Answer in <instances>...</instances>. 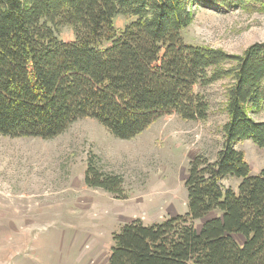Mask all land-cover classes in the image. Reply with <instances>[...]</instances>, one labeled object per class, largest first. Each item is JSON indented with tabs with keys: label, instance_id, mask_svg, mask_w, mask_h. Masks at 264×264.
<instances>
[{
	"label": "trees",
	"instance_id": "trees-1",
	"mask_svg": "<svg viewBox=\"0 0 264 264\" xmlns=\"http://www.w3.org/2000/svg\"><path fill=\"white\" fill-rule=\"evenodd\" d=\"M194 2L264 12V0H0L4 136L52 138L90 117L130 139L163 114L203 120L209 103L195 86L232 74L225 141L214 159L189 161L187 211L123 223L107 264H264V165L252 172L235 147L245 139L264 147V121L252 117L264 104V42L242 55L186 42L180 30ZM65 26L70 41L58 37ZM226 177L239 179L237 186L224 184ZM84 182L121 197V176L91 157Z\"/></svg>",
	"mask_w": 264,
	"mask_h": 264
},
{
	"label": "rangeland",
	"instance_id": "rangeland-1",
	"mask_svg": "<svg viewBox=\"0 0 264 264\" xmlns=\"http://www.w3.org/2000/svg\"><path fill=\"white\" fill-rule=\"evenodd\" d=\"M187 8L193 18L180 32L188 43L242 55L250 44L264 42L258 5L226 9L194 2ZM123 23L116 18L117 27ZM58 37L72 40L70 27ZM231 82L227 73L195 86L209 103L205 119L163 114L130 139L115 137L90 117L52 138L0 134V264H107L112 235L122 223L139 218L150 224L186 212L188 163L199 154L214 159L222 147ZM252 115L264 119V104ZM235 147L252 172L264 165V147L249 139ZM89 157L101 171L121 176L120 198L86 185ZM238 182L223 179L232 188Z\"/></svg>",
	"mask_w": 264,
	"mask_h": 264
},
{
	"label": "crops",
	"instance_id": "crops-1",
	"mask_svg": "<svg viewBox=\"0 0 264 264\" xmlns=\"http://www.w3.org/2000/svg\"><path fill=\"white\" fill-rule=\"evenodd\" d=\"M253 116V115H252ZM260 121H264V119H260ZM252 170V169H251ZM258 171V170H257ZM253 172H256V171H253ZM135 219V218H134ZM133 220V219H132ZM131 221V220H130ZM126 222H129V221H126ZM126 222H124V223H126ZM123 224V223H122ZM121 224V225H122Z\"/></svg>",
	"mask_w": 264,
	"mask_h": 264
}]
</instances>
